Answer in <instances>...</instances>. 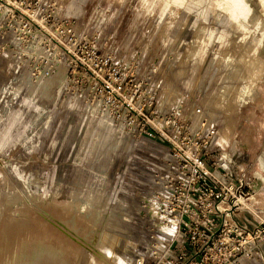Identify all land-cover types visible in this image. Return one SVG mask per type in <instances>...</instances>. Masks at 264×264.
Returning <instances> with one entry per match:
<instances>
[{
	"label": "rangeland",
	"instance_id": "obj_1",
	"mask_svg": "<svg viewBox=\"0 0 264 264\" xmlns=\"http://www.w3.org/2000/svg\"><path fill=\"white\" fill-rule=\"evenodd\" d=\"M62 1L79 33L137 60L158 103L199 93L216 144L252 180L248 206L264 212V0ZM161 150L60 75L31 79L0 57V264L152 263L143 205ZM235 219L253 221L247 209Z\"/></svg>",
	"mask_w": 264,
	"mask_h": 264
},
{
	"label": "built area",
	"instance_id": "obj_2",
	"mask_svg": "<svg viewBox=\"0 0 264 264\" xmlns=\"http://www.w3.org/2000/svg\"><path fill=\"white\" fill-rule=\"evenodd\" d=\"M64 4L0 0V57L31 79L60 75L68 92L96 105L130 138L161 145L143 205L154 233L150 264H264V212L248 206L252 180L216 144L199 93L188 104L158 103L137 60L79 33ZM246 209L253 221L236 220ZM133 264L145 263L141 257Z\"/></svg>",
	"mask_w": 264,
	"mask_h": 264
},
{
	"label": "bare ground",
	"instance_id": "obj_3",
	"mask_svg": "<svg viewBox=\"0 0 264 264\" xmlns=\"http://www.w3.org/2000/svg\"><path fill=\"white\" fill-rule=\"evenodd\" d=\"M249 49H250V48H249ZM245 54H246V53H245ZM245 58H246V57H245ZM245 58H244V59H245ZM232 76H233V75H232ZM228 86H229V85H228ZM105 115H106V114H105ZM106 116H107V115H106ZM208 122H209V121H208ZM108 129H109V128H108ZM111 129H112V128H111ZM92 130H93V129H92ZM102 134H103V133H102ZM217 134H218V132H217ZM105 138H106V137H105ZM216 138H217V135H216ZM103 143H104V142H103ZM103 143H102V144H103ZM96 147H97V146H96ZM107 150H108V149H107ZM96 151H97V150H96ZM108 151H109V150H108ZM106 154H107V153H106ZM96 155H97V154H96ZM104 157H105V156H104ZM93 158H95V157H93ZM91 161H92V160H91ZM107 166H108V165H107ZM89 193H90V192H89ZM95 194H96V193H95ZM88 195H89V194H88ZM255 196H256V195H255ZM255 196H254V197H255ZM99 201H100V200H99ZM169 227L171 228V226H169Z\"/></svg>",
	"mask_w": 264,
	"mask_h": 264
}]
</instances>
